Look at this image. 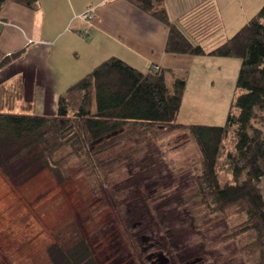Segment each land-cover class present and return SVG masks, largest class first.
<instances>
[{"label":"trees","instance_id":"16d2710c","mask_svg":"<svg viewBox=\"0 0 264 264\" xmlns=\"http://www.w3.org/2000/svg\"><path fill=\"white\" fill-rule=\"evenodd\" d=\"M127 1L168 28L165 52L240 59L224 124L179 123L185 80L174 78L169 93L165 71L153 67L141 72L109 58L59 96L52 116L11 113L12 106L2 103L0 86L1 173L16 185L46 171L61 185L65 181L61 164L69 159L95 170L96 157L128 136L154 142L185 136L186 141L173 150L189 143L197 151L196 205L211 216L230 213L244 218L218 242L253 234L245 251L255 254L250 264H264V195L259 187L264 179V5L232 37L206 52L172 24L161 7L163 0ZM7 2L35 9L39 0H0V12ZM22 55L20 51L1 59L0 69ZM62 150L67 153L61 156ZM48 256L52 264H95L83 239L66 250L54 244Z\"/></svg>","mask_w":264,"mask_h":264},{"label":"rangeland","instance_id":"374dc122","mask_svg":"<svg viewBox=\"0 0 264 264\" xmlns=\"http://www.w3.org/2000/svg\"><path fill=\"white\" fill-rule=\"evenodd\" d=\"M217 4L221 15L213 22L219 28L213 40L219 44L252 19L264 0ZM207 15L215 19L213 12ZM212 57L221 63L196 64L194 71L208 68L215 88L200 94L192 83L186 95V102H196L198 91V122L218 123L228 113L241 64ZM219 64L222 72L216 74ZM173 80H167L169 93ZM186 139L128 136L96 157L95 170L75 159L63 162L61 185L46 171L16 185L0 173V264H52L50 246L66 250L76 239L85 241L95 264H150L152 253L159 264H250L255 254L244 247L253 234L218 242L244 218L211 216L196 205L197 151L189 143L173 150ZM259 187L264 195V179Z\"/></svg>","mask_w":264,"mask_h":264},{"label":"crops","instance_id":"0c3cea01","mask_svg":"<svg viewBox=\"0 0 264 264\" xmlns=\"http://www.w3.org/2000/svg\"><path fill=\"white\" fill-rule=\"evenodd\" d=\"M217 5V0H163L161 7L186 37L210 52L224 42L213 40L219 29L213 22L217 25L221 15ZM87 12L89 20L83 18ZM212 12L214 20L207 15ZM0 28V60L23 51L0 69L2 103L11 105L13 114L54 115L59 96L103 61L117 58L141 72L157 67L166 72L167 80H185L179 123L222 126L225 122L227 113L218 123L198 122V91L214 89L215 82L208 68L194 71L196 64L221 61L165 52L168 28L127 0H39L35 9L7 2L0 12ZM220 65L216 74L222 72ZM192 83L201 87L194 90L198 101L186 102Z\"/></svg>","mask_w":264,"mask_h":264},{"label":"flooded vegetation","instance_id":"af4514ba","mask_svg":"<svg viewBox=\"0 0 264 264\" xmlns=\"http://www.w3.org/2000/svg\"><path fill=\"white\" fill-rule=\"evenodd\" d=\"M147 261L150 262V264H159V255L152 253L147 257Z\"/></svg>","mask_w":264,"mask_h":264},{"label":"built area","instance_id":"2783aa9c","mask_svg":"<svg viewBox=\"0 0 264 264\" xmlns=\"http://www.w3.org/2000/svg\"><path fill=\"white\" fill-rule=\"evenodd\" d=\"M84 17L87 18L88 20L91 19V16L89 15V12L85 13V14H84ZM81 35H82L83 37H85V36H86V32L82 33Z\"/></svg>","mask_w":264,"mask_h":264}]
</instances>
